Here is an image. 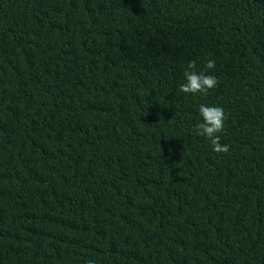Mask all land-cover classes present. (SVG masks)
Segmentation results:
<instances>
[{
	"label": "trees",
	"instance_id": "trees-1",
	"mask_svg": "<svg viewBox=\"0 0 264 264\" xmlns=\"http://www.w3.org/2000/svg\"><path fill=\"white\" fill-rule=\"evenodd\" d=\"M0 264H264V0H0Z\"/></svg>",
	"mask_w": 264,
	"mask_h": 264
}]
</instances>
